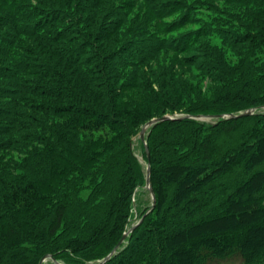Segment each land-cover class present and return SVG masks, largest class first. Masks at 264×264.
<instances>
[{
	"label": "trees",
	"instance_id": "obj_1",
	"mask_svg": "<svg viewBox=\"0 0 264 264\" xmlns=\"http://www.w3.org/2000/svg\"><path fill=\"white\" fill-rule=\"evenodd\" d=\"M261 108L264 0H0V264L103 260L176 114L105 264H264Z\"/></svg>",
	"mask_w": 264,
	"mask_h": 264
},
{
	"label": "rangeland",
	"instance_id": "obj_2",
	"mask_svg": "<svg viewBox=\"0 0 264 264\" xmlns=\"http://www.w3.org/2000/svg\"><path fill=\"white\" fill-rule=\"evenodd\" d=\"M215 4H218V3L216 2ZM228 58L234 59L235 56L233 55V53L228 52ZM176 68H177V70L182 71L185 74L187 73L186 78L187 79L189 78L190 83L192 84V85H190V87L193 86L195 89L200 91L202 93V95L209 96V92L216 90L215 84L212 81V79L209 77H204L203 74L200 73V71L194 69L192 66H187V65L179 66V64H177ZM155 88H157V87H155ZM129 97L133 101L140 99V97L137 96L134 91L130 92ZM179 104L180 105H186L187 102L183 98ZM204 121L205 122H211L214 120H204ZM146 138H147V134H146ZM133 152H134V155L136 156V158L139 160V162L143 166H146V160L144 158L143 147H142V144L140 141V136H138V135L134 137ZM87 182L90 183V180H87ZM133 199L135 200V208L132 211V217L129 219V225L131 223L133 225V224L138 222L140 211L151 205L152 196H151L150 192L148 191L146 185H143L142 187H140L136 190V193L133 196ZM129 228H131V227H129ZM46 263H48V261ZM214 264H242V260H240L239 258L233 257V258H229L226 260L217 261Z\"/></svg>",
	"mask_w": 264,
	"mask_h": 264
},
{
	"label": "water",
	"instance_id": "obj_3",
	"mask_svg": "<svg viewBox=\"0 0 264 264\" xmlns=\"http://www.w3.org/2000/svg\"><path fill=\"white\" fill-rule=\"evenodd\" d=\"M256 109H251V110H248L244 113H241L240 116H249V115H252L254 114V111ZM226 115H222V114H219V115H198V116H193L192 118L196 119V120H217V119H223L225 118ZM230 117H237L235 115H230ZM174 117L170 116V115H165L161 118H154L152 120H150L149 122H147L139 136H140V139L141 141L144 143L145 145V152H146V155H147V158H148V162H147V173H146V187L148 188L151 196H152V199H153V206L155 204V196H154V190L152 188V185H151V163H150V151H149V148L147 146V139H146V134H147V130L149 127L153 126L154 124L158 123V122H163V121H166V120H170V119H173ZM143 219H141L142 221ZM141 221L139 223H141ZM139 223L133 225L126 233H124L123 237L119 240V242L114 246V248L111 250V252L102 260L99 262V264H105L107 261H109L111 259V257L113 255H115L123 246V244L125 243L127 237L130 235V233H132L135 228L139 225ZM48 260H52L55 264H60L59 262H57L56 260H54L52 258V256L50 255H47L45 256L39 264H44L46 261Z\"/></svg>",
	"mask_w": 264,
	"mask_h": 264
},
{
	"label": "bare ground",
	"instance_id": "obj_4",
	"mask_svg": "<svg viewBox=\"0 0 264 264\" xmlns=\"http://www.w3.org/2000/svg\"><path fill=\"white\" fill-rule=\"evenodd\" d=\"M158 244V243H157ZM221 245V244H220ZM197 247V246H196ZM221 247V246H220ZM222 248V247H221ZM144 262V261H143Z\"/></svg>",
	"mask_w": 264,
	"mask_h": 264
}]
</instances>
